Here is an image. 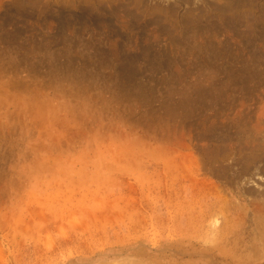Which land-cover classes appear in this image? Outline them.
Instances as JSON below:
<instances>
[{"label":"rangeland","instance_id":"1","mask_svg":"<svg viewBox=\"0 0 264 264\" xmlns=\"http://www.w3.org/2000/svg\"><path fill=\"white\" fill-rule=\"evenodd\" d=\"M263 244L264 0H0V264Z\"/></svg>","mask_w":264,"mask_h":264},{"label":"bare ground","instance_id":"2","mask_svg":"<svg viewBox=\"0 0 264 264\" xmlns=\"http://www.w3.org/2000/svg\"><path fill=\"white\" fill-rule=\"evenodd\" d=\"M263 229V228H262ZM263 231V230H262ZM260 232V231H259ZM262 232H260V234H261ZM258 236H260V235H258ZM262 237V236H261ZM263 246H264V244H263Z\"/></svg>","mask_w":264,"mask_h":264}]
</instances>
